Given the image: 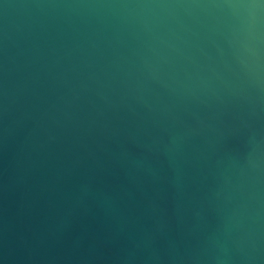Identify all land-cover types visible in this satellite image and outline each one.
I'll list each match as a JSON object with an SVG mask.
<instances>
[{"label": "water", "instance_id": "water-1", "mask_svg": "<svg viewBox=\"0 0 264 264\" xmlns=\"http://www.w3.org/2000/svg\"><path fill=\"white\" fill-rule=\"evenodd\" d=\"M0 264H264V3L0 0Z\"/></svg>", "mask_w": 264, "mask_h": 264}, {"label": "clouds", "instance_id": "clouds-1", "mask_svg": "<svg viewBox=\"0 0 264 264\" xmlns=\"http://www.w3.org/2000/svg\"><path fill=\"white\" fill-rule=\"evenodd\" d=\"M261 2L264 3V0H261ZM248 6L253 8V9L256 8V5L254 3L253 4H249ZM259 22H260V13L256 12L255 13V24H256V27H257V39H259V36H258Z\"/></svg>", "mask_w": 264, "mask_h": 264}]
</instances>
